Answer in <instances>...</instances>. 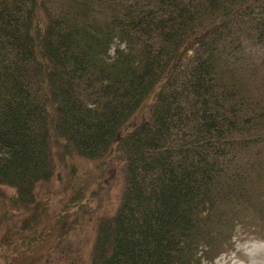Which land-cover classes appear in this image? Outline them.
Masks as SVG:
<instances>
[{
	"label": "trees",
	"instance_id": "1",
	"mask_svg": "<svg viewBox=\"0 0 264 264\" xmlns=\"http://www.w3.org/2000/svg\"><path fill=\"white\" fill-rule=\"evenodd\" d=\"M115 158L92 264H204L264 223V0H0V187L35 210L20 232L62 165L99 162L97 187Z\"/></svg>",
	"mask_w": 264,
	"mask_h": 264
},
{
	"label": "rangeland",
	"instance_id": "2",
	"mask_svg": "<svg viewBox=\"0 0 264 264\" xmlns=\"http://www.w3.org/2000/svg\"><path fill=\"white\" fill-rule=\"evenodd\" d=\"M81 163L83 170L79 171L78 160L73 173L62 165L59 176L38 187L37 196L43 203L41 218L25 233L20 232L22 224L33 217L35 210L17 208L13 204L15 190L0 187V264H92L99 221L115 215L123 193L124 171L123 164L112 159L110 170L96 187L99 162ZM86 170L90 172L83 175ZM87 187L97 189L94 200L87 191L75 209L67 208L74 191ZM231 244L215 260L204 264H252L251 254L264 256V223L252 220L239 225ZM257 261L264 264V257Z\"/></svg>",
	"mask_w": 264,
	"mask_h": 264
},
{
	"label": "bare ground",
	"instance_id": "3",
	"mask_svg": "<svg viewBox=\"0 0 264 264\" xmlns=\"http://www.w3.org/2000/svg\"><path fill=\"white\" fill-rule=\"evenodd\" d=\"M251 261H252V264H261L259 261H257V259H262V255L256 253V254H251V256H249Z\"/></svg>",
	"mask_w": 264,
	"mask_h": 264
},
{
	"label": "water",
	"instance_id": "4",
	"mask_svg": "<svg viewBox=\"0 0 264 264\" xmlns=\"http://www.w3.org/2000/svg\"><path fill=\"white\" fill-rule=\"evenodd\" d=\"M200 38H196L192 41H190L180 52L182 54L183 52L187 51L194 43H196Z\"/></svg>",
	"mask_w": 264,
	"mask_h": 264
}]
</instances>
